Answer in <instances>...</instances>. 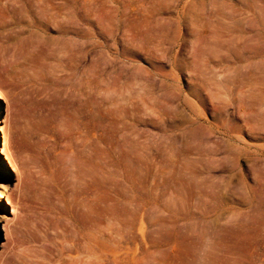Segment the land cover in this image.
<instances>
[{
    "label": "rangeland",
    "instance_id": "1",
    "mask_svg": "<svg viewBox=\"0 0 264 264\" xmlns=\"http://www.w3.org/2000/svg\"><path fill=\"white\" fill-rule=\"evenodd\" d=\"M262 2L0 0V260L264 264Z\"/></svg>",
    "mask_w": 264,
    "mask_h": 264
},
{
    "label": "bare ground",
    "instance_id": "2",
    "mask_svg": "<svg viewBox=\"0 0 264 264\" xmlns=\"http://www.w3.org/2000/svg\"><path fill=\"white\" fill-rule=\"evenodd\" d=\"M264 2H262V3H260V5H257V3H256V5L258 6H256L255 4V6L257 7L256 9H258V11L260 12V17L257 19V21L260 23V26H261V28H264V4H263ZM259 4V3H258ZM258 12V13H259ZM255 17V16H254ZM256 23V22H255ZM258 25V24H257ZM260 28V27H259ZM1 96L2 97H4L2 94H1ZM2 113H3V111H2V107H1V104H0V130H3L4 131V135H1L0 134V138H4V143L3 144H1V142H0V150H2V152L3 153H5V154H7V152H8V150L10 149V141H9V139L11 138V133H12V130H11V128L9 129L8 128V126H4L3 125V119H2ZM10 137V138H9ZM11 140V139H10ZM11 148H12V146H11ZM12 150V149H11ZM13 154V153H12ZM16 157V156H15ZM17 158V157H16ZM19 159V158H18ZM11 161H12V163H13V165H14V167H15V169L17 170V171H19V166H18V163H15L14 162V160H12L11 159ZM16 162H19V161H17L16 160ZM22 166L23 165H21V168H22ZM22 173H24L23 171H22ZM1 178V177H0ZM5 188H6V184H5V182L4 181H1V179H0V197H6V196H8V198H9V196L10 195H8V192H6V190H5ZM2 199V198H1ZM1 201V200H0ZM6 204V203H5ZM15 210V209H14ZM2 214V216H3V218L4 217H10V214H11V212H10V210L8 211V208H7V206L6 205H4V208H3V213H1ZM9 223V222H8ZM11 229V226L10 225H5V230L8 232L9 230ZM0 264H5V261H3V260H0Z\"/></svg>",
    "mask_w": 264,
    "mask_h": 264
}]
</instances>
